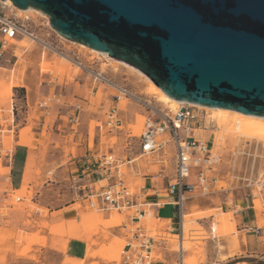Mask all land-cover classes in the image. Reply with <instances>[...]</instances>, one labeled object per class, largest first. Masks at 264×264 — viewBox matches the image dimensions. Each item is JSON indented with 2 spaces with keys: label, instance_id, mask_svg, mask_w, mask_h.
I'll return each instance as SVG.
<instances>
[{
  "label": "rangeland",
  "instance_id": "obj_1",
  "mask_svg": "<svg viewBox=\"0 0 264 264\" xmlns=\"http://www.w3.org/2000/svg\"><path fill=\"white\" fill-rule=\"evenodd\" d=\"M0 14L18 20L39 39L18 36L10 42L9 51L0 62V124L4 128V145L11 148L14 144L25 116L36 120L44 118L45 126L50 124L53 134L49 138L44 133L46 142L41 153L29 155L17 190L11 191L9 182L1 183L0 188L7 185L9 194L7 199L1 194L0 214L15 213V221L22 222L16 235L15 255L38 262L35 255H28L34 245H46L43 231L59 237L63 234L62 224L50 222L49 211L72 204V237L84 238L88 227L81 226L80 219L86 215H96V225L101 230L84 239V257L72 263L122 264L123 246L135 227L130 219L133 208L115 211L90 207L78 188L82 183L80 165L84 160L112 154L122 161L121 176L131 192L139 194L143 186L150 187L152 180L145 178L161 174L153 183L162 191L159 200L166 199L163 188L174 170L173 146L167 142L156 152L140 155V135L147 115L171 114L178 106L171 109L163 103L156 86L139 71L59 36L51 28L46 14L21 12L8 4L0 8ZM98 73L107 81L96 78ZM12 83L16 85L11 87L9 97L2 99V93ZM113 113L115 116L110 119ZM234 121L241 122V132H260L264 137V121L238 120L232 115L226 122L221 121L225 129H229L226 132L219 124L217 129L215 121L205 131H194L196 138L213 143V149L220 154L214 174L217 181L208 194L186 201L183 231L176 225V230L170 232L163 219H141L140 224L149 234L165 239L162 253L153 254L155 261L169 256L171 261L165 264H175L181 256L183 264H264V252L250 253L241 248L245 235L239 230L244 226L237 216L238 211L226 205L228 200H233L237 209L245 208L247 203L251 205L252 191L256 195L251 209L256 225L264 226V186L258 185L264 182V142L237 136L231 125ZM33 128L34 123H31L19 130V136L21 132L25 134L20 144H30ZM8 172L9 168L0 165V175ZM249 177L258 183L247 186ZM104 184L106 181L96 185ZM172 212V206L166 205L160 215L171 216ZM86 223L91 224V220ZM118 243H121L119 255ZM262 243L264 249V241ZM20 251L27 254L21 255ZM0 264H9L4 255H0Z\"/></svg>",
  "mask_w": 264,
  "mask_h": 264
},
{
  "label": "water",
  "instance_id": "obj_2",
  "mask_svg": "<svg viewBox=\"0 0 264 264\" xmlns=\"http://www.w3.org/2000/svg\"><path fill=\"white\" fill-rule=\"evenodd\" d=\"M10 1L173 99L264 117V0Z\"/></svg>",
  "mask_w": 264,
  "mask_h": 264
},
{
  "label": "built area",
  "instance_id": "obj_3",
  "mask_svg": "<svg viewBox=\"0 0 264 264\" xmlns=\"http://www.w3.org/2000/svg\"><path fill=\"white\" fill-rule=\"evenodd\" d=\"M0 8H5V3L0 1ZM18 36H33V33L18 20L0 14V62L9 51L10 42ZM114 116V113L111 114L110 119ZM212 122L214 120L209 117L205 108L187 102H181L171 114L147 115L140 135V155L156 152L167 142L173 146L174 170L163 188V196L166 197L164 200H159L162 191H159L153 180L150 187L143 186L139 194L131 192L121 176L122 161L112 154L100 155L94 157L92 161L84 160L81 163L79 175L82 177V183L78 188L90 207L99 210L133 208L130 219L135 227L132 236L123 246L122 264H152L155 261L153 254H161L165 249L163 245L165 239L149 234L140 224L142 218L163 219L172 232L176 230V225L181 228L186 201L196 195L208 194L211 188H214L217 181L214 174L220 161V154L213 149V143L209 144L208 141L198 139L193 134L195 130L205 131ZM10 130L11 128H7V131ZM3 131V125L0 124V165L3 161H7L9 165L10 156L1 145ZM159 176L161 174L150 175L152 179ZM99 181H106V184L97 186ZM246 181L247 186L258 183L251 177ZM258 185L262 188L264 182H259ZM0 194L8 195V187L0 188ZM255 196L251 191V205L247 203L245 208H254ZM165 203L172 206L173 212L171 217L160 218L156 209ZM226 205L233 208L236 213L241 211V208L237 209L238 205L234 204L233 200L226 201ZM244 230L264 234L259 226L247 224L244 225ZM213 231V227H210V232ZM175 264H183L181 256L175 260Z\"/></svg>",
  "mask_w": 264,
  "mask_h": 264
},
{
  "label": "crops",
  "instance_id": "obj_4",
  "mask_svg": "<svg viewBox=\"0 0 264 264\" xmlns=\"http://www.w3.org/2000/svg\"><path fill=\"white\" fill-rule=\"evenodd\" d=\"M26 102H28L26 100ZM29 105V103H28ZM27 105V106H28ZM33 105V104H32ZM28 111V110H27ZM23 122L21 127L17 130L15 138L13 139L14 144L11 148H6L4 145V131L1 134V142L2 149H4L7 154L10 156L9 165L7 161H3L1 167L9 168V172L6 175H0V187H2L1 183L9 182L11 191L17 190L18 186L21 184L22 175L27 165V160L30 154H40L43 150V144L46 142L45 135H49V138L52 137L51 125H46L44 118L42 120L30 119L28 116L23 117ZM34 123V128L31 130V141L29 145L20 144L25 140L24 132H21L19 136V130L23 129L29 124ZM44 127L45 130H44ZM45 131V132H44ZM45 133V135H44ZM50 143L47 144V149L49 148ZM155 175V174H154ZM155 178V177H154ZM153 178V179H154ZM149 180H153L150 176L145 178ZM2 183V184H3ZM7 187V185L5 186ZM146 187V185H145ZM4 199L8 198V195H3ZM0 194V209L2 206L3 200ZM156 199V198H153ZM71 205H63L62 207H58L57 209L50 210L48 213V218L50 222L60 223L63 227V234L61 237L57 235L49 234L46 230L43 231L46 236V245L37 246L34 245L29 255H35L37 257L38 262H34L30 257L24 256H16L15 251L17 249L16 235L17 232L22 228V222H16L14 219V214L12 212L7 213L6 215L0 214V255H4L9 264H23V262L30 264H73L74 259H81L84 257L86 244L85 240H88L91 235L90 229L92 228V224L86 223V221L96 215L82 216L80 219L81 226H87V230L84 232V238H75L71 236V219L73 216L71 215ZM168 204H163L160 208L156 209V212L160 218H168L171 216H162L160 215V211L163 207ZM170 206V205H169ZM251 209L246 210L244 207L241 208V211L238 212L237 216H239V220L242 225H256V217ZM117 213V212H116ZM119 214V213H117ZM264 218V216H263ZM96 221V220H95ZM94 221V222H95ZM113 221V219H111ZM262 233H264V226L262 227ZM240 231H244L245 235V243L241 244V248L245 251H249L250 253H262L263 249V241L264 234H256L254 232H249L244 229H240ZM212 239L215 237L212 236ZM215 241V240H214ZM171 259L167 256L165 259L156 260L152 264H165L166 262H170ZM18 262V263H17Z\"/></svg>",
  "mask_w": 264,
  "mask_h": 264
},
{
  "label": "bare ground",
  "instance_id": "obj_5",
  "mask_svg": "<svg viewBox=\"0 0 264 264\" xmlns=\"http://www.w3.org/2000/svg\"><path fill=\"white\" fill-rule=\"evenodd\" d=\"M2 3H5V4H8L9 6H11V7H14L13 6V4L11 3V1L10 0H3V1H1ZM14 8H16L18 11H21V12H28V11H36V12H38V13H43L42 11H40V10H37V9H34V8H31V7H29V8H27V9H25V10H21V9H18L17 7H14ZM44 14V13H43ZM32 40H34V41H39V39L36 37V36H29ZM41 43L43 44V42L41 41ZM78 44V43H77ZM47 45V44H46ZM78 45H81V46H84V47H87V46H85V45H83V44H78ZM88 49H90V50H92V51H95L97 54H100V55H102V56H104L105 58H108V59H112V60H114V61H117V62H120V63H123L124 65H127V66H129V67H131V68H133V69H135L134 67H132V66H130V65H128V64H126V63H124V62H121V61H118V60H115V59H113V58H111V57H109L106 53H102V52H99V51H97V50H94V49H92V48H89V47H87ZM58 52V51H57ZM59 53H61V52H59ZM61 54H63V53H61ZM65 56V55H64ZM63 56V57H64ZM66 58V57H65ZM73 63H76L79 67H82L81 66V64L79 63V62H75V61H73L70 57H68ZM66 61H69V60H67L66 59ZM70 62V61H69ZM135 70H137V69H135ZM137 71H139V70H137ZM140 72V71H139ZM141 73V72H140ZM143 74V73H142ZM145 76V75H144ZM146 77V76H145ZM96 78H99V79H103L105 82L107 81L105 78H103L99 73L97 74V76H96ZM151 83H153L148 77H146ZM108 83V82H107ZM112 84V83H111ZM154 84V83H153ZM14 85H16V84H11V86L10 87H8V89L6 90V91H4L3 93H2V99H5V98H7V97H9V94H10V90H11V87L12 86H14ZM155 85V84H154ZM116 86V85H115ZM156 86V85H155ZM116 88V87H115ZM120 88V87H119ZM156 88H157V90H158V92H159V94H160V100L163 102V103H166V104H168V106H169V108H171V109H175L181 102H184V101H180V100H176V99H173V98H171V97H169V96H167L159 87H157L156 86ZM119 90V89H118ZM187 103H189V102H187ZM189 104H194V103H189ZM194 105H197V106H199V107H203V108H205L207 111H209L208 112V114H209V117L210 118H212L214 121H215V123H216V128L218 129V124H219V127L220 126H222V128L223 129H221V130H225V132L226 131H228V130H226L225 129V127H226V125L225 124H223L221 121H223V122H226L227 121V117L228 116H230V115H232L234 118H237L238 120H240V119H244L245 121H247V120H253V121H264V117H261V116H256V115H251V114H246V113H241V112H238V111H236V110H231V109H227V108H219V107H209V106H203V105H198V104H194ZM221 120V121H220ZM240 121H234V122H232L231 123V125H232V127H233V130H234V132L237 134V136H242V137H245V138H247V139H251V140H254L255 142H264V137L263 136H261L260 135V132H257V133H249V132H247V133H243V132H241V125H240ZM225 126V127H224ZM116 211V210H115ZM118 213V212H117ZM42 215V214H41ZM185 217H186V215L184 214L183 215V218H182V225H181V229H182V227H183V224H186L185 222H186V220H185ZM89 220H91V224H92V228L90 229V231L92 232L91 234H93L94 232L95 233H97L98 231H100L101 232V230H99V227L96 225L97 224V217H95V218H93V217H90L89 218ZM96 220V221H95ZM95 221V222H94ZM117 223H119V221H116ZM160 222V221H159ZM90 224V225H91ZM96 225V226H95ZM182 231H183V229H182ZM104 232V231H103ZM171 235V237H177L178 235L177 234H170ZM27 238V237H26ZM28 240V239H27ZM26 240V241H27ZM115 240V239H114ZM30 241V240H29ZM31 242V241H30ZM28 244V243H27ZM31 244V243H30ZM22 246V245H21ZM24 247V246H23ZM30 247V246H29ZM20 248V247H19ZM117 248H118V255H119V253H120V249H121V243H118L117 244ZM103 249V248H102ZM17 250H18V248H17ZM23 251V250H22ZM30 250H28V252H29ZM18 252V251H17ZM21 252V251H20ZM23 253H26V252H21V255H23ZM20 254V253H19ZM27 254V253H26ZM31 256V255H30Z\"/></svg>",
  "mask_w": 264,
  "mask_h": 264
}]
</instances>
